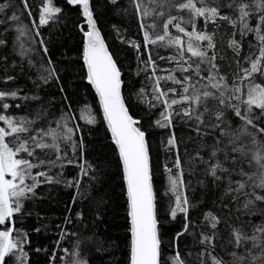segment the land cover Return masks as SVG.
<instances>
[{"label": "snow or ice", "instance_id": "6c2138e0", "mask_svg": "<svg viewBox=\"0 0 264 264\" xmlns=\"http://www.w3.org/2000/svg\"><path fill=\"white\" fill-rule=\"evenodd\" d=\"M35 9L29 0L0 2V264H33V252H44L47 264H56L58 252L59 264H264V0H37ZM66 9L76 15L77 74L99 105L96 115L85 105L79 120L92 125L102 117L110 141L91 162L84 141L74 139L82 129L49 50L55 41L42 31L59 24ZM122 13L132 17L142 43L126 39L116 24L112 29L136 53L130 71L149 74L150 89L126 85L102 35L98 16ZM219 22L232 30L231 81L217 62L216 33L208 31ZM156 47L175 49L168 57L174 67L163 77L156 75ZM162 79L179 87L164 89ZM137 102L143 115L132 110ZM156 129L165 130L161 150L169 154L159 188L160 165L152 164ZM69 147L79 152L78 163ZM65 164H76L78 176L65 180L53 172ZM112 176L122 237L103 227L112 211ZM80 177H88L86 186ZM53 186L75 191L48 255L33 247L29 230H47L38 205ZM33 216L40 226L25 230ZM173 223L179 227L165 249L162 229ZM65 239L70 248L60 247Z\"/></svg>", "mask_w": 264, "mask_h": 264}, {"label": "trees", "instance_id": "16d2710c", "mask_svg": "<svg viewBox=\"0 0 264 264\" xmlns=\"http://www.w3.org/2000/svg\"><path fill=\"white\" fill-rule=\"evenodd\" d=\"M0 2H2V0H0ZM36 2L37 0H29V3L34 7V11H37L38 13V9H35ZM56 2L59 3V0H56ZM124 3L127 4V0H124ZM75 19V12H69L66 9L65 14L61 18V22L59 24H52L51 27L45 26L42 31L45 37L51 34L52 39L55 41L54 46H50L49 50L51 52L52 59L56 61L58 68L61 70L65 87L70 94V98L73 101L72 107L76 109V112L73 113V115L77 117V125L82 129V132L76 134L74 136V139L77 142H79L80 140L84 141L86 145L84 150V159L87 162H91L96 158L98 154H103L104 152L108 151V145L110 141L106 138V131L101 126L102 117L97 116V123L92 125L79 120L80 110L85 105H87L88 109L92 111L93 115H96L99 107L91 87L87 85V82L85 80H82L77 74V69L79 68L80 62L76 61V49L79 44V36L77 34V30L73 27V21H75ZM98 19H100L101 21L100 26L103 28L102 35L105 38L107 46L109 47L110 51L115 53L116 57L120 61V66L123 68L122 75L124 77L126 85L128 87H132L134 85L135 89H138L141 86L145 87L146 89H150L153 81L150 79L149 74L141 71L139 76L137 77V75L130 71V69L135 70L137 68L138 61L136 53L133 49L128 47L127 43H121L112 29V25L116 24L120 28L121 35L125 36L126 39H138L142 43V37L138 36L137 27L134 25L132 17H125L123 13L120 16H116L115 14H103L98 16ZM25 22L31 24V21L25 20ZM208 31L216 33L215 45L218 57L217 62L220 64L222 72L228 73L229 81H231V74L235 72L236 68L233 54L231 50L227 48V40L231 36L232 30L230 26H228L225 22H219L218 27L209 25ZM172 34H176L174 29L172 30ZM245 48H247V43L245 44ZM174 51L175 49L168 47H156L153 49L152 57L157 66L156 75L163 77L167 75L168 71H171V69L174 67V62H170L168 57ZM159 57H163V59H160ZM220 57L225 58L221 61ZM142 59H147L146 53L142 54ZM69 68L71 69L70 72L64 71L65 69ZM173 75L177 76V78H180L178 72H173ZM159 83L160 86L164 89H167L169 87H179L178 85H174L172 81L167 79H162L159 81ZM19 84L21 87H23L25 81L21 79L19 81ZM49 91L54 92L55 89H49ZM148 94L151 95L150 92ZM59 107L60 105L59 103H57V109H59ZM132 110L139 115H143L146 109L143 104H139L137 102L132 105ZM16 114L19 115L23 113L20 112ZM155 132V136L151 138L154 145L152 164L153 167H156L157 164L160 165L161 178L157 179L156 182V186L159 188L163 183V164L165 161L169 160V154L166 151L161 150V140H166L165 130L156 129ZM66 151L69 157L77 159V163L79 162L78 151L76 153H73L70 147L67 148ZM169 166L171 165L169 164ZM56 171H61L65 180L76 177L79 174V168L76 166V164H65L61 169H53L54 173ZM111 171H115L114 166ZM80 178L82 179L83 184L86 186L88 183V177ZM115 184L116 178L115 176H112L107 189L110 195L112 211L105 218L107 223L103 227L106 229L107 233L110 236L122 237L124 235L123 225L125 221L123 219V213L119 208V188L116 187ZM42 190L46 193L49 192L48 186H42ZM73 191H75V188L53 186L48 198L43 203L38 205V210H40L41 214L45 217V219L41 223L48 225L47 230L42 229L38 234L29 230L30 226H40L36 223L35 216L25 221L24 228L25 230H29V236L32 240L34 248H46L48 250V255H51V249L56 247V245L53 243L57 238L56 225L62 222V216L65 212L64 205L65 203L70 202L71 193ZM17 226L19 227L20 225L18 224ZM178 227V224L173 223L171 225L166 224L164 226V229H162L164 233L162 239L165 249H167L168 247L169 235L173 234L178 229ZM187 244H192V240L190 237L187 238ZM60 247L70 248L71 244L67 239H65V241L61 243ZM180 247L185 252H187V248L184 244H181ZM59 255L60 253L58 252L56 256V264H59ZM167 257L168 252L165 251L164 258L167 259ZM31 260L33 261V264H36L37 261H39V264H47V257L44 252H33L31 255Z\"/></svg>", "mask_w": 264, "mask_h": 264}, {"label": "water", "instance_id": "95a60500", "mask_svg": "<svg viewBox=\"0 0 264 264\" xmlns=\"http://www.w3.org/2000/svg\"><path fill=\"white\" fill-rule=\"evenodd\" d=\"M90 86V85H89ZM91 87V86H90ZM93 91V93H94V90H92ZM94 95H95V93H94ZM97 103H98V101H97ZM98 107H99V105H98Z\"/></svg>", "mask_w": 264, "mask_h": 264}]
</instances>
